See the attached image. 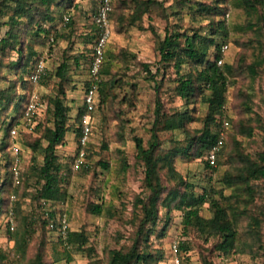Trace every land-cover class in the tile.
Masks as SVG:
<instances>
[{"label":"rangeland","instance_id":"rangeland-1","mask_svg":"<svg viewBox=\"0 0 264 264\" xmlns=\"http://www.w3.org/2000/svg\"><path fill=\"white\" fill-rule=\"evenodd\" d=\"M154 1L157 3L152 5L151 13L134 26L131 19L134 1L113 0L112 35L106 47L101 77L105 83L101 84V103L96 105L92 115V131L86 145L85 167H74L79 149L75 130L79 127L78 115L84 106L89 81L88 59L95 29L92 22L98 0H58V6L52 7V15L56 18L54 23L36 17V21H39L43 28L50 30L51 38H57L54 46H50L47 37L35 28L30 30L32 24L21 25L22 44L32 47L37 52L36 64L42 61L45 67L48 79L44 85L40 82L33 83L31 79L29 83L23 82L28 76L10 65L19 59L16 52L8 50L7 53L0 54V102L3 103L0 105L1 173L4 178L9 170V159L13 174L16 165L21 173L19 184L13 178L15 186L6 185L3 187L4 192L0 193V200H3L0 212V264H28L41 247L46 264H107L111 250L132 246L142 216L136 201L149 194L145 185V167L137 160L135 139H142L144 146L148 147L155 121L157 99H161L163 110L167 114L171 115L180 110L187 111L192 116V120L185 124V129L159 134L162 148L167 151L185 147L187 138L197 135L196 132L204 127L209 111L208 105L202 103L199 98L191 104H186L176 95L174 89L177 85V75L172 66L161 70L156 82L145 71L143 65H149L153 74L160 67L159 44L168 32L180 31L189 35L199 32L205 35L217 28L219 22H224L227 35L217 36V40L228 47L223 54L221 66L226 65L231 83L227 91L226 114L233 119V127L230 129L229 140L218 167L209 169L204 157L183 156L178 153L173 161L176 171L195 186L197 193L203 192L204 189H215L223 191L226 197H231L234 188L224 184L222 179L226 172H233L238 165L236 154L242 151L256 157L263 151L264 74L259 72L256 77H251L246 71V65L259 66L263 37L259 32L248 28L249 20L242 1ZM200 3L207 6L204 11L199 10ZM215 6L222 8V11L219 15H209L206 10ZM261 12L263 13L264 9H261ZM257 16L255 12L251 20L256 21ZM66 18L68 20H65ZM8 19L7 16L0 19V37L9 29L3 25ZM35 26L37 25L34 23ZM63 62L69 64L67 81L64 82V102L70 108L67 124L70 131L67 133L65 144L58 147L57 154L64 166L65 198L49 206L56 217L65 214L68 231L85 233L88 242L82 250L65 245L56 231H50L42 224L45 219V207L41 212L39 202L35 199L38 185L32 168L42 165L44 156L42 150L34 151L29 147V144L41 135L40 131L36 130V125L39 122L46 125L48 120L50 124L51 117H46L45 106L47 100L59 92L61 79L56 72ZM184 68L183 72H187L189 66L185 65ZM23 88L26 90L23 91ZM14 93L18 96V101L24 100L20 110H17V102L6 108L5 96ZM33 96L40 98L42 106L32 122L27 123L24 119L25 109ZM247 106L252 107L251 113L246 109ZM240 124L252 126L253 137L242 135L239 132ZM7 127L11 128V131L14 130L15 135L10 132L7 136ZM211 128L214 130L213 126ZM4 140L8 146L5 150ZM14 146L19 148L18 156L14 153ZM102 164H107L108 167L104 168ZM162 178L166 187L175 185V182L166 176L165 171L162 172ZM258 190L254 204L248 207L249 216L241 215L238 220L240 247L245 253L232 252L224 255L215 250L216 244L221 242L218 236L208 237L196 229H191L185 234L182 213L178 210L171 212L168 233L164 237L159 236L164 224L163 221L160 222L157 231L150 234L148 242H143L144 251L163 252L164 258L159 264H175L172 244L184 242L188 252L178 253L179 264H264V222L261 227L262 249H250L248 244L251 240L247 235L250 217L264 218L263 181L259 182ZM230 202H236L235 198H231ZM96 204L103 207L100 216L91 213ZM166 213V208H160L162 217ZM201 215L205 218L212 216L209 204L201 208ZM23 216L31 218L30 223L34 229L25 257H21L16 251L15 239L8 231V223L14 220L20 229V219Z\"/></svg>","mask_w":264,"mask_h":264},{"label":"trees","instance_id":"trees-1","mask_svg":"<svg viewBox=\"0 0 264 264\" xmlns=\"http://www.w3.org/2000/svg\"><path fill=\"white\" fill-rule=\"evenodd\" d=\"M72 0H70L71 2ZM135 6L132 12V25L142 21L143 17L151 13L154 0H133ZM243 8L248 16V28L251 31L259 32L264 38V0H241ZM110 19L114 12L113 0ZM58 0H0V19L7 16L9 19L3 25L9 27L3 37H0V54L16 52L19 56L17 62H11V67L16 70H21L23 74L27 75L28 79L23 80L24 83H29L31 74L35 69L37 62V52L29 46H24L20 40V27L24 24H32L30 30L36 29L37 32L45 35L49 41L50 46H54L57 38H51L50 30L43 28L36 17L41 18L45 22L54 23L56 18L52 15V7L58 6ZM99 5V0L97 7ZM96 7V8H97ZM199 10L204 11L207 6L202 3L199 4ZM209 15H219L222 11L220 7H212L206 10ZM257 12V20H251V16ZM96 13V10H95ZM94 13V14H95ZM34 23L35 26L34 27ZM93 42L91 52L89 55V68L92 61L93 46L97 37V28L93 20ZM143 28L142 26H139ZM226 36V26L224 22H219L217 28L211 30L209 34H200L194 32L189 35L186 32L173 31L168 32L159 44L160 67L157 68L155 74L150 70L149 65H143L145 71L150 74L153 81H157L161 70L172 66L175 70L177 83L174 91L176 95L186 104H191L198 99L208 105V114L204 121V127L197 131V135L187 138V145L182 148H175L174 150H165L162 148V143L159 137L161 132L176 131L185 129V124L192 120V116L187 112L180 110L173 114H167L163 109L161 99H157L155 110V121L152 128V136L148 147L144 146L143 140L135 139L137 148V160L145 167V185L149 194L145 198H138L136 206L140 207L142 212L139 223V230L136 233L132 246L128 248L114 249L109 252V260L107 264H159L163 261L164 253L155 251L149 253L144 251L142 244L148 242L150 234L157 231V226L163 221V227L160 230V237H164L171 226V212L178 210L182 213V225L184 233L187 234L191 229H196L208 237L218 236L221 242L216 244L215 250L219 253L228 255L232 252L245 253L240 247V235L238 231V220L241 215L249 216L248 207L255 202V198L259 194V182H264V137L262 139L263 151L258 153L256 157L245 154L242 151L236 154L238 158V165L233 172H226L223 176L222 182L231 188L234 192L231 197H226L221 190H207L197 193L195 186L191 185L185 178H183L175 169L173 161L176 154L183 156L194 155L197 158H205L207 168L216 169L224 154V148L229 140V132L233 127V119L226 114L227 91L230 86L227 68L218 65V60L223 58L221 49L224 45L220 44L217 36ZM263 52L259 66L246 65V71L251 77H256L259 72L264 74V40ZM78 65V60L76 59ZM188 65V71H184V66ZM261 69V70H260ZM69 64L63 62L57 69L56 75L61 79L58 88V94L47 100L45 113L46 117L50 116V125L47 121L46 125L39 122L36 125V130L40 131L41 135L31 144L34 151H43V164L32 168V174L37 177V196L35 199L39 202V208L42 212L44 204H54L65 198V191L63 189L64 166L59 161L57 149L63 146L66 142L67 133L70 131L68 120L70 108L65 105V90L64 82L67 81V72ZM1 72V67H0ZM40 80L42 85L48 79L47 74ZM102 77V71L101 75ZM105 83L102 78L99 83V90L97 92L96 104L101 103L99 100L101 92V84ZM113 84V82L111 83ZM90 83L87 82V89ZM86 89V90H87ZM158 87L156 88V90ZM25 91L26 89H22ZM16 93L5 96L6 108L12 103L17 102V110L23 107V101L17 100ZM25 99V97H24ZM0 105H3L0 102ZM246 109L251 113L252 107L247 106ZM94 112H92L93 115ZM87 114V108L84 104L80 109L78 115L79 127L75 130L77 132L78 140L82 134L81 121L83 116ZM229 123V127L225 129V123ZM214 127V130L211 127ZM226 132L225 140L221 151L216 158V165L212 166L208 160V156L212 150L213 145L217 142L221 131ZM11 128L5 129V134L9 136ZM239 132L247 137H253L254 129L250 125L240 124ZM44 143L46 145L44 146ZM237 145L239 143L237 142ZM7 142L4 140V150L7 148ZM193 152V154H192ZM8 155V154H7ZM9 156H7L8 158ZM8 168L5 177H2L0 166V193L4 192L3 187L6 185H14V174L12 170L11 160H8ZM107 168V164H102ZM7 167V166H6ZM7 168V169H8ZM165 171L171 181L175 182L173 187H166L163 183L162 172ZM3 178V179H2ZM29 180L27 176L26 181ZM25 183V181H24ZM5 189V188H4ZM235 198L234 203H231V198ZM209 204L212 216L205 218L201 215V208ZM3 205V200H0V212ZM160 208H166L165 216L160 215ZM94 215H102L103 207L96 204L91 209ZM55 215V214H54ZM262 215L264 216V210ZM16 219V216L15 218ZM43 219V218H42ZM251 221L248 224V232L251 242L248 247L255 250L256 247L263 248L261 227L264 218L260 219L257 216H251ZM29 216H23L20 219V229L17 228V222L10 221L8 223V231L13 234L12 237L16 242V251L21 257H25L29 245V241L34 233L33 225L30 223ZM42 224L49 228L47 220L43 219ZM11 226L14 230H11ZM16 226V227H15ZM65 245L82 250L88 240L84 232L68 231L67 238L61 239ZM179 243V252H188V248L183 242ZM3 259V257H2ZM28 264H46L45 254L43 248L38 249L34 258ZM210 264V263H208Z\"/></svg>","mask_w":264,"mask_h":264},{"label":"built area","instance_id":"built-area-1","mask_svg":"<svg viewBox=\"0 0 264 264\" xmlns=\"http://www.w3.org/2000/svg\"><path fill=\"white\" fill-rule=\"evenodd\" d=\"M112 10V3L111 0H99V5L96 8V13L94 14V23L97 28V37L93 46V55H92V61L89 68V88L85 91L84 96V104L87 108V114H85L81 121V130L82 134L78 140L79 142V149L77 151L76 159L74 161V167L75 169H79L81 167L86 166V145L89 142V137L92 131V112H94L96 108V97L97 92L99 90V83H100V75L104 64V58H105V52L107 44L110 41L111 35H112V26H111V19H110V13ZM65 20H68L66 18ZM228 49L227 45L223 46L221 49L222 54H225L226 50ZM223 58H220L218 60V65H222ZM45 67L41 62L36 64L35 69L33 73L31 74V81L33 83L40 82L41 78L45 76ZM42 106V101L39 97L33 96L31 101L29 102L28 106L25 109V121L32 122V119L36 114H38V110ZM31 125V124H27ZM225 129L229 127V123L226 122ZM12 135H15V131H11ZM226 132L221 131L219 134V138L217 142L213 145L212 150L208 156V160L212 166L216 165V158L218 153L221 151L224 140H225ZM15 155L19 154V148L17 146L13 147ZM18 156V155H17ZM18 163V159L16 160V164ZM20 170L16 165V168L14 169V179L17 184L20 183ZM44 218L49 223V228L51 230H54L58 233V235L65 239L67 237L68 233V222L67 218L64 215L61 217H56L54 215L53 209L48 204H44ZM11 230H14V227L11 226ZM172 253L176 257L175 264H179L180 260L177 258L178 252H179V243L174 242L172 244Z\"/></svg>","mask_w":264,"mask_h":264}]
</instances>
